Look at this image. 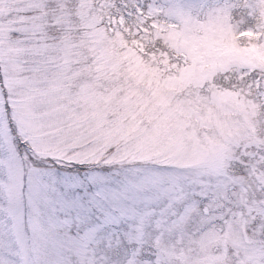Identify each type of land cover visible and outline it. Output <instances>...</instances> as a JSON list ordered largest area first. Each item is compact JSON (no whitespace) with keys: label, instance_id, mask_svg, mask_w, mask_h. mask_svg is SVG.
I'll return each mask as SVG.
<instances>
[{"label":"snow or ice","instance_id":"1","mask_svg":"<svg viewBox=\"0 0 264 264\" xmlns=\"http://www.w3.org/2000/svg\"><path fill=\"white\" fill-rule=\"evenodd\" d=\"M0 264H264V0H0Z\"/></svg>","mask_w":264,"mask_h":264}]
</instances>
